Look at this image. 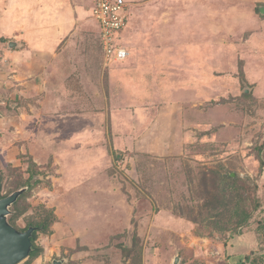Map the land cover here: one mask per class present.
<instances>
[{
    "label": "rangeland",
    "instance_id": "1",
    "mask_svg": "<svg viewBox=\"0 0 264 264\" xmlns=\"http://www.w3.org/2000/svg\"><path fill=\"white\" fill-rule=\"evenodd\" d=\"M125 1L109 62L93 0L63 40L42 29L71 4L0 0V196L27 188L9 219L41 249L21 264H264V0Z\"/></svg>",
    "mask_w": 264,
    "mask_h": 264
},
{
    "label": "water",
    "instance_id": "2",
    "mask_svg": "<svg viewBox=\"0 0 264 264\" xmlns=\"http://www.w3.org/2000/svg\"><path fill=\"white\" fill-rule=\"evenodd\" d=\"M20 44L11 41L10 48H16ZM2 190V182L0 180V192ZM27 191L23 188L12 193L9 196H0V264H21L30 257L33 249L32 236L36 228H29L25 232L17 230L9 222L11 215V207L17 203L19 198ZM178 258L175 264H178ZM54 264H59L55 262Z\"/></svg>",
    "mask_w": 264,
    "mask_h": 264
},
{
    "label": "built area",
    "instance_id": "3",
    "mask_svg": "<svg viewBox=\"0 0 264 264\" xmlns=\"http://www.w3.org/2000/svg\"><path fill=\"white\" fill-rule=\"evenodd\" d=\"M92 11L93 17L99 21L102 32L99 35L105 61H125L129 52L116 45L117 36L127 24L128 3L125 0H96Z\"/></svg>",
    "mask_w": 264,
    "mask_h": 264
},
{
    "label": "crops",
    "instance_id": "4",
    "mask_svg": "<svg viewBox=\"0 0 264 264\" xmlns=\"http://www.w3.org/2000/svg\"><path fill=\"white\" fill-rule=\"evenodd\" d=\"M74 0H61V3L59 4V6L56 8V10L55 9H53V6H50V8H47L46 10H47V12L48 13H50L51 14V12L53 13V12H56V11H59V10H64L65 8H66V6H65V2H67V3H69V5L71 4V12H72V17L73 16H75L74 18H72L70 21H57L56 23H53V24H51V26L50 27H48V24H45V26L43 27V29L42 30H45L46 28H49V29H52V30H54V31H56L59 35H58V38H59V40H61L62 38H64V39H66L71 33H73V31H74V29H76V27H75V22H76V6L74 7V2H73ZM93 3H94V0H93ZM55 10V11H54ZM51 11V12H50ZM29 31H33L34 30V28H29L28 29ZM60 36V37H59ZM59 40H57V42L59 41ZM63 40V39H62ZM0 41H2L1 39H0ZM60 42V41H59ZM58 42V43H59ZM62 42V41H61ZM23 45H24V43H22ZM45 52V51H44ZM36 53H38V52H36ZM57 54V51L55 52V55L54 56H57L56 55ZM47 55H49V57H48V59H47ZM42 58V60L40 59V60H38V58H37V60L39 61V62H42V61H49V60H53V59H55V57H53L52 56V58H51V54L50 53H48V52H45V54H44V56L43 57H41ZM33 60H34V58H33ZM33 60H32V62H33ZM50 66V64L47 66V67H49ZM13 72H14V70H13ZM18 72V71H17ZM15 74H17L18 75V73H15ZM28 83H30V81H28L25 85H24V83L23 84H21V86L20 85H18V84H13L14 85V89H17L18 91L20 90V89H23V88H25V89H27V85H28ZM9 87V86H8ZM22 91V90H21ZM4 97H2V93H0V105H6L7 104V101L6 102H4L5 100L3 99ZM22 105H21V107H23V108H26V109H28V107L31 105L30 104V100L28 99V98H26L25 99V97H23L22 99ZM9 102V101H8ZM20 102V100H18L17 102H15V104H18ZM20 107V106H19ZM41 108V107H40ZM39 108V109H40ZM18 110H19V108H18ZM28 111H30V109L28 110ZM27 111V112H28ZM16 112H13V114L14 115H16L15 114Z\"/></svg>",
    "mask_w": 264,
    "mask_h": 264
},
{
    "label": "trees",
    "instance_id": "5",
    "mask_svg": "<svg viewBox=\"0 0 264 264\" xmlns=\"http://www.w3.org/2000/svg\"><path fill=\"white\" fill-rule=\"evenodd\" d=\"M130 9H131V7L128 6V10H130ZM127 23H128V20H127ZM126 25H127V24H126ZM97 43H98V46H99V48H100V50H101V49H102V42H101V39H100L99 36H98ZM102 55H103V52H102ZM1 191H2V190H1ZM0 193H1V192H0ZM9 221H10V224L13 225L12 220L9 219ZM13 226H14V225H13ZM14 227H15V226H14ZM31 227L36 228V230H35V232L33 233V236H32V238H31L32 243H33V249H32V252H31L30 257H29L30 259L33 258V257H35L36 255H38V254L40 253V251H41V249L38 248V247L35 245L37 227L32 226V225H29V226L27 227L26 230H19V231H21V232H25V231H27V230H28L29 228H31ZM15 228H16V227H15ZM16 229H17V228H16ZM17 230H18V229H17ZM249 256H250V255L247 256V259H248V260H252V262L254 263L256 259H251V257H249ZM33 259H34V258H33ZM24 264H27V263H24Z\"/></svg>",
    "mask_w": 264,
    "mask_h": 264
}]
</instances>
